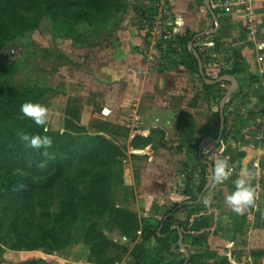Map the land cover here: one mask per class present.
Segmentation results:
<instances>
[{"label": "rangeland", "instance_id": "rangeland-1", "mask_svg": "<svg viewBox=\"0 0 264 264\" xmlns=\"http://www.w3.org/2000/svg\"><path fill=\"white\" fill-rule=\"evenodd\" d=\"M19 3H23L25 7L15 15L0 12V17L6 20L8 26L15 25L13 30L0 36V98L2 100L7 95L11 96L13 92L25 88L40 89L42 97L39 103L47 109L45 126L48 131L43 132L45 126H39L36 134L48 135L53 139L52 147L49 148L51 156L56 155L60 149L64 154L70 149L74 160L71 165L67 164L66 176L56 179L54 185L43 195L48 219L39 222L35 215L28 227L21 222L15 228L11 212L0 210V264H27L31 260L42 261V264H92L94 257L101 259L103 264H131L128 253L136 244L145 249L153 264L158 262L160 256H164L166 262H178L179 257L175 258L173 253L161 254L159 247H154L153 239L142 244L140 237L143 226L140 222L128 224V219L121 218L122 214L119 213L122 210L128 211L124 204L135 195L138 172L136 151L145 144L142 137L134 133L140 129L136 124L141 121L134 119L133 123L131 117H126L115 122V114L118 113L115 110L119 109L121 104L114 96L117 90H112L115 93L109 92L110 85L116 83L110 80L112 74H107L105 69L113 61H127L130 49L141 56L144 65L138 68L137 74H143L140 70L145 75L161 69H177L180 66L177 67L176 64H185L184 67L188 64L185 60L177 59L175 55L166 56L163 53L167 50L166 46L162 52L156 47L159 40L155 38L158 36L156 27L171 34L172 40L177 36L183 37L186 33L180 35L172 28L174 21L171 19L169 1L19 0ZM6 4L7 2L0 0V7ZM57 6H60L64 13L67 8L69 11L73 9L72 14L67 15L66 19H60L59 10L55 9ZM48 8L51 10L48 11ZM143 12L144 17H139ZM212 16L218 18L221 23L225 21L221 10H213ZM214 28L213 25L210 30L196 34L199 39L192 47L202 54V68L226 70L224 67L233 64L237 58L230 57L231 47L216 42ZM151 31L153 33H150ZM176 51L179 52L177 46ZM113 70L115 80L124 78L128 80V84L133 81L131 69L118 66L113 67ZM189 78L192 82L198 79L192 73ZM228 81H220L217 88L208 92L207 96L214 106L217 107L220 100L229 95L242 96L241 90ZM232 100H228L221 109L227 119L222 127L223 138L230 140L231 145L235 147L248 144L255 147L253 141L259 143L256 139L257 130L251 128L249 132L244 129L251 125V122L256 124V120L251 118V115L241 113V107H233ZM106 109L111 111V114H104ZM129 113L134 115L133 108ZM212 145L215 144H210L211 147ZM111 147L116 148L115 154L112 153ZM215 154L204 156L209 166H212ZM64 157L65 155H62V160ZM188 171L190 177L186 178L183 191L185 199L180 203H185L187 209L196 214L197 219L199 217L200 220L203 214L210 219L211 215L207 212L214 207L201 205L197 200L204 193L212 191L215 185L233 183L237 176L235 173H229L226 180L216 183L211 177V170L207 171V165L197 164ZM257 176L251 188L255 195L264 194V177ZM198 177L203 179L200 184L196 182ZM51 179L47 180L54 181V178ZM73 194L77 202L71 201ZM69 202L80 206L77 217L79 219L74 218L76 225H73L72 216H68L66 221L61 223V227L55 223L58 222V216H67L74 212ZM253 204L257 207L256 201ZM253 204L248 207L256 211ZM30 207L36 210L35 201L31 202ZM136 218L138 221L146 220L137 216ZM30 219L32 220L31 217ZM120 222L127 223L125 227L131 229L129 238L123 236L128 243H124L119 234H112L115 232L114 226ZM157 223L150 222L148 226L155 229ZM261 223L264 225L262 218ZM186 225L188 228L189 224ZM59 226L62 229L52 238L51 234H54ZM73 226H76V229ZM51 229L53 232L50 233ZM97 234L106 238L116 237L117 242L108 239L116 246L102 243L95 249L96 254L93 251L91 253L89 246L97 242ZM56 240H60L61 244L70 242L66 247L55 250L59 245L55 243ZM20 246L22 247L18 249ZM25 246H32L34 249L26 250ZM179 256H184V253ZM257 257L259 258L254 259V262L259 261L261 255ZM182 259L185 260L183 257Z\"/></svg>", "mask_w": 264, "mask_h": 264}, {"label": "crops", "instance_id": "crops-1", "mask_svg": "<svg viewBox=\"0 0 264 264\" xmlns=\"http://www.w3.org/2000/svg\"><path fill=\"white\" fill-rule=\"evenodd\" d=\"M168 1L175 33L198 34L210 30L214 25L216 42L231 47L230 57H235L236 52L235 58L243 65L244 72L225 76L228 78L221 77L216 83L220 84V81L229 79L228 83L241 90L242 96L229 95L227 98H222L217 107L214 106L203 91L199 78L192 82L189 78L191 73L184 66L177 69H161L145 75L140 70L143 74H137L138 68L144 65L141 56L131 49L127 61L116 60L105 68L107 74H112L110 80L116 83L110 85L109 92L117 90L114 96L121 104L120 108L115 110L118 112L115 114V122L126 117H131L133 123L134 119L141 121L136 124L137 126L135 125L140 129L134 133L142 137L145 146L137 148L138 172L135 195L124 206L137 217L149 222L161 221L173 205L180 204V201L185 199L183 191L186 178L190 177L188 170L194 165H207L209 171L218 159L226 158L237 178L242 172L246 173L245 179L250 186L257 175L264 177V138L259 143L247 138L253 141L255 147L250 144L235 147L231 145L230 140L219 137L218 143L211 147L212 143L207 141L209 138L202 136L203 128L212 115L217 111L220 114L223 105L231 98L233 107H241L239 108L241 113L251 115V118L256 120L254 121L256 124L251 122L244 131L250 132L252 128L258 132L260 124L264 122V0H247L251 17L257 26L253 36L243 28L245 11L242 5L237 4V0ZM226 2L231 3L228 13L224 11ZM215 9L221 10L224 15L225 21L222 23L212 16V11ZM169 36L172 39L171 34ZM197 39H199L198 35L191 44L189 43V49ZM117 65L123 69H131L134 77L131 83L128 84V80L124 78L114 79L113 67H118ZM232 65L229 64L224 69L229 70ZM206 83L211 84L209 81ZM131 108H133V116L129 113ZM109 114L111 111H108L107 115ZM213 154H215L214 161L212 166H209L204 156L210 157ZM136 159L134 158V161ZM197 180L199 184L203 181L199 177ZM233 190V183L215 185L212 191L204 193L197 200L201 205L214 207L207 212L211 215L210 219L203 214V217L208 219V226L202 230L205 233V244L193 245L192 238L198 232L189 231L188 235L181 234V238H178L177 244L171 247L169 253H173L175 258L179 257V260L185 258L184 264H187L191 255L201 256L195 264H264V225L261 223V218L264 220V194L254 196V201L259 207L253 204L256 211H252L247 206L241 214H237L226 202V196ZM259 192L261 193V190ZM262 192L264 193V189ZM190 211L191 209H186L177 214L175 219L186 221L189 225L196 223L199 217L197 219L196 214ZM114 233L117 232L112 234ZM121 238L125 239L124 243H128L125 237L121 236ZM108 239L117 242L114 236ZM153 243L155 248L158 247L154 240ZM182 252L184 256H179ZM258 255H261L259 261L254 262V259L259 258ZM165 260H158L154 264L177 263Z\"/></svg>", "mask_w": 264, "mask_h": 264}, {"label": "trees", "instance_id": "trees-1", "mask_svg": "<svg viewBox=\"0 0 264 264\" xmlns=\"http://www.w3.org/2000/svg\"><path fill=\"white\" fill-rule=\"evenodd\" d=\"M1 2H7L6 5L0 7V12L4 14L6 13L9 15H15L18 10L25 7L23 6V3H19V0H1ZM55 9L59 10L60 19H66L67 15H71L73 11V9L69 11L67 8L65 9L64 13L60 6H57ZM47 10L50 11L51 8H48ZM40 11H42V9H40ZM144 15V12L140 13L139 17L143 18ZM14 27L15 25L8 26L6 20L0 17V36L4 32L13 30ZM162 37H166L164 32H162ZM162 37L157 42L158 44L156 47L162 52L164 47L167 46V50H165L166 52H163L166 56L175 55L177 56V59H180V61L185 60L188 63L185 66L186 69L199 78L202 89L206 95H208V92L213 88L218 87L219 83H216V81L219 78L233 76L235 74L244 72L243 65L237 59L233 61L232 68L229 70H220L219 68L216 70L211 68H201L200 70L198 62L201 63L202 54L193 47H191L192 53L189 50V43L196 37V34H190L189 32H186L185 36H177L173 40L170 38L163 39ZM176 46L179 47V52L176 51ZM234 54L236 57V52ZM176 63L177 62H175V64ZM184 65L181 63L176 64L177 67ZM206 81L211 82V84H207ZM41 97L42 92L40 89L25 88L16 91V93L13 92L11 96L7 95L2 100L0 98V210L5 213L11 212V215H13L11 216L13 222L12 224L15 228L21 222L25 223V227H28L30 224H32L33 217L35 215L39 219V222H43V220L49 218L48 213L46 212L47 205L45 202V197L43 195H45L47 191H49V188L54 185V183L57 181L56 179L66 176L65 174L68 173L66 171L68 166L67 164L71 165L74 160V154L70 149L66 154H64V152L60 149L54 156H51V150L48 149L49 157H45L42 155L43 150L37 151L31 148H26L18 140L17 133L19 131L23 130L30 133H36L39 129V126L35 125L30 118L23 116V114L20 112L21 104L26 101L39 103ZM183 116L188 118L186 115ZM222 116L223 125H225L227 119L224 114ZM220 122L221 117L219 111H217L212 115L210 121L203 128V138L214 140L218 139L219 137L223 138L224 130L220 129ZM100 139L103 140V138ZM142 142H144L143 139ZM88 145H90V143H88ZM111 150L112 153L115 154L116 148L111 147ZM62 155H65L63 158L64 160H62ZM49 164L53 166H50ZM51 178H54V181L47 180H52ZM97 179L94 181L96 182ZM72 198L73 199H71V201H78L75 197V194H73ZM34 201L36 203V212L32 209V207H30L31 202ZM69 204L74 208V212L67 214V216L66 214L58 216V222L55 223L60 224L61 227H63L61 223L65 222L68 216H72L71 223L76 225L73 220L78 217L80 206L77 207L72 202H69ZM17 209H21V211L19 212ZM186 209L187 205L185 203L173 205L167 215L156 224L157 226L155 229L149 228L148 225L150 222L148 220L138 221L136 215L130 211L128 212L127 210H122L119 213L122 214L121 218L123 217L128 219V224H137L136 222H140V224L143 226L140 237L141 243L144 244L150 239H153L159 247V252L163 254L164 252L169 253L171 247L177 244L179 238L178 232L184 236L188 235L189 231H196L199 234L192 238V244L198 246L205 244V233L202 232V230L208 226V219L206 217H202L199 222L190 224L187 228L186 224H189L188 222H181L175 219L177 214L184 212ZM1 220L2 218L0 217V222ZM29 221L31 223H29ZM125 224L127 223H117L116 226H114L113 231L119 233L121 236L129 238V235H131L132 232L131 229H127L125 227ZM60 226L57 228V230H55L54 234H51L52 238L54 235L59 234V231L62 229ZM74 229H76V226ZM49 232L51 233L53 230L51 229ZM171 236L173 237L171 238ZM59 241L60 240H56L55 242L57 245L59 244L55 247V250L66 247L70 242L66 241L62 242L61 244ZM96 241L97 242H95L93 245L89 246L91 253L94 252V254H96L95 249H98L102 243L105 245L112 244V246H116L110 242L108 238L101 234H97ZM21 247L22 246H20L18 249ZM31 247L32 246H25L26 250L34 249ZM18 249L13 250L17 251ZM128 256L131 260V264H153L151 263V260H149L145 249L138 244H136L129 251ZM200 259L201 256L191 255L189 256L187 264H195ZM164 260V256L159 257V261ZM92 262L94 264H103L101 263L102 260H99L96 257L92 259ZM105 263L110 264L108 262ZM183 263L184 259H180L176 264ZM27 264H42V261L31 260Z\"/></svg>", "mask_w": 264, "mask_h": 264}, {"label": "clouds", "instance_id": "clouds-1", "mask_svg": "<svg viewBox=\"0 0 264 264\" xmlns=\"http://www.w3.org/2000/svg\"><path fill=\"white\" fill-rule=\"evenodd\" d=\"M20 112L28 117L37 126H45L47 122V109L40 103L26 101L20 106ZM47 127H43V132H47ZM18 140L26 148L42 151V155L49 157L48 149L52 147L53 139L48 135L19 131ZM230 164L228 159H218L211 169V177L216 183H222L229 176ZM246 173L233 181L234 190L226 196V202L237 214H241L247 206L254 202V190L245 179Z\"/></svg>", "mask_w": 264, "mask_h": 264}, {"label": "built area", "instance_id": "built-area-1", "mask_svg": "<svg viewBox=\"0 0 264 264\" xmlns=\"http://www.w3.org/2000/svg\"><path fill=\"white\" fill-rule=\"evenodd\" d=\"M237 2V4H240V5H242L243 6V8H244V11H245V15H244V17H245V20H244V22H243V28L245 29V31H247L251 36H253L255 33H256V24H255V22H254V20L252 19V17H251V13H250V9H249V6H248V4H247V0H237L236 1ZM230 7H231V3H229V2H226V4H225V7H224V11L226 12V13H228L229 11H230ZM155 32L156 33H158V36H156L155 38H157L156 40H160V38L162 37V32H164L165 34H166V37H162L163 39H169L170 38V36H169V33H167L166 31H164V30H161V28L159 29V27H156L155 28ZM150 33H153L152 31L150 32ZM149 33V34H150ZM151 35V34H150ZM154 38V37H153ZM155 40V41H156ZM158 40V41H159ZM157 41V42H158ZM263 138H264V122H262L261 124H260V128H258V134H257V141H262L263 140ZM229 173H233V169L232 168H230V171H229ZM192 234V233H191ZM124 241H125V239H123Z\"/></svg>", "mask_w": 264, "mask_h": 264}, {"label": "water", "instance_id": "water-1", "mask_svg": "<svg viewBox=\"0 0 264 264\" xmlns=\"http://www.w3.org/2000/svg\"><path fill=\"white\" fill-rule=\"evenodd\" d=\"M198 66H199V69L201 70V64H200V62H198ZM225 78H228V77H225ZM103 113L104 114H108V111L107 110H104ZM220 117H221L220 129L222 130V127H223V116H222V112L221 111H220ZM207 141L209 143H212V144L218 143V140L207 139ZM178 236H179V238H181V233L180 232H178Z\"/></svg>", "mask_w": 264, "mask_h": 264}]
</instances>
